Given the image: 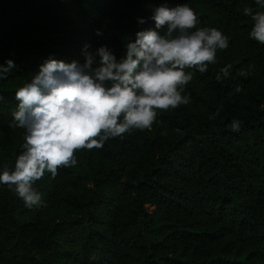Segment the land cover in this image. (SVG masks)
<instances>
[{
	"label": "trees",
	"instance_id": "trees-1",
	"mask_svg": "<svg viewBox=\"0 0 264 264\" xmlns=\"http://www.w3.org/2000/svg\"><path fill=\"white\" fill-rule=\"evenodd\" d=\"M162 3L187 4L197 15L189 32L216 28L229 46L206 72L185 69L189 103L77 151L54 178L45 171L33 188L46 207L30 209L0 184V264H264V45L244 13L264 11L255 0H0V64L16 65L0 81V174L25 142L9 125L26 76L49 57L83 62L85 43L119 59L124 37L154 27L150 7Z\"/></svg>",
	"mask_w": 264,
	"mask_h": 264
},
{
	"label": "clouds",
	"instance_id": "clouds-1",
	"mask_svg": "<svg viewBox=\"0 0 264 264\" xmlns=\"http://www.w3.org/2000/svg\"><path fill=\"white\" fill-rule=\"evenodd\" d=\"M255 3L264 8V0ZM150 10L154 27L137 31L134 40L124 37L119 59L106 45L93 48L85 43L83 62L66 63L49 57L15 92L18 103L9 127L23 129L25 142L14 170L5 167L0 174V184L14 185L26 207L47 206L42 194L33 188V182L45 171L54 178L58 168L76 165L77 151L102 148L105 141L130 129H150L157 109L166 111L189 103L190 95L181 93L194 74L185 69L206 72L207 66L216 62L217 49L229 46L216 28L189 32L197 25V15L187 4L169 8L162 3ZM244 13L254 22L249 37L264 45V11L245 7ZM145 22L137 18L139 25ZM94 34L102 36L103 31L97 29ZM15 67L14 60L5 59L0 64V81ZM231 67L221 68L215 79L228 78ZM228 126L239 132L242 123L234 118Z\"/></svg>",
	"mask_w": 264,
	"mask_h": 264
}]
</instances>
